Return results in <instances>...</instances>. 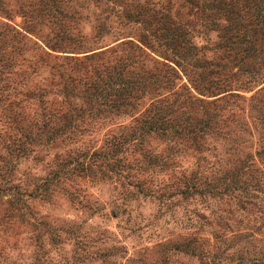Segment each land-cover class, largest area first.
Returning a JSON list of instances; mask_svg holds the SVG:
<instances>
[{"label": "rangeland", "instance_id": "obj_1", "mask_svg": "<svg viewBox=\"0 0 264 264\" xmlns=\"http://www.w3.org/2000/svg\"><path fill=\"white\" fill-rule=\"evenodd\" d=\"M173 27L211 116L144 133ZM0 264H264V0H0Z\"/></svg>", "mask_w": 264, "mask_h": 264}, {"label": "trees", "instance_id": "obj_2", "mask_svg": "<svg viewBox=\"0 0 264 264\" xmlns=\"http://www.w3.org/2000/svg\"><path fill=\"white\" fill-rule=\"evenodd\" d=\"M165 32L167 35H170L164 36L163 38L166 43L171 46V55H159L162 61L155 62L156 59L150 57L141 47L136 44L132 45V48H130L131 54L128 53L124 57L118 58L115 63L109 66V69H112L115 73L114 78H120L121 74H124L125 78L123 79L122 85H120L119 88L113 89L112 93H106L102 96L104 98L111 96L112 98L110 100L116 103L125 100L131 93L133 96L136 90L135 88L139 85L140 87H147L151 91H158V89H160L162 92L154 96L148 108V113H150L149 116L152 115L153 111L158 113V115L153 121H149L144 133H148L151 130L163 131L171 125L170 121H174L173 125L181 127L180 129H187L191 131L190 133H193V131H196L193 129L198 123L203 122L205 125V122H207L209 116H211L206 109L209 103L203 98L193 97L188 90V83L182 82L179 71L182 75H185L183 66L186 63L182 64L181 60L187 58L189 47L183 49V52L177 51L176 48L177 45H179V47H184L188 44L182 40V37L173 36L176 34L175 27L170 31L165 30ZM176 53H180L178 54L180 55V59L173 56ZM153 70L156 72H152ZM134 96L137 95L135 94ZM194 105L200 106L203 112L199 118L200 120L192 125L189 119L192 116L190 113H194L196 109L193 107ZM164 121L169 122L166 128L163 126ZM204 125L202 126L204 127ZM172 127L173 126H171V130H173ZM140 135L142 134L140 133ZM140 135L138 134V137H135V139L137 140ZM238 173H241L239 168L232 172L230 179H228L222 187L223 191H242V189L245 188L244 183H240L238 179ZM256 183L255 185L257 186L258 182Z\"/></svg>", "mask_w": 264, "mask_h": 264}]
</instances>
